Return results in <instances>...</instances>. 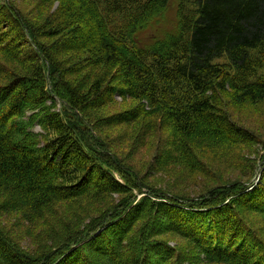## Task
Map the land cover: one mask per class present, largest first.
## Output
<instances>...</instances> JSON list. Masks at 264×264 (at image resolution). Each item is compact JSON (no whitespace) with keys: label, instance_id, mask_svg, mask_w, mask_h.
<instances>
[{"label":"trees","instance_id":"1","mask_svg":"<svg viewBox=\"0 0 264 264\" xmlns=\"http://www.w3.org/2000/svg\"><path fill=\"white\" fill-rule=\"evenodd\" d=\"M61 1L75 23L47 30L48 44L16 0H0V54L19 69L0 64V264H187L200 257L193 250L208 264H264V157L259 178L255 164L246 180L192 195L157 189L84 136L87 115L117 89L139 112L167 117L170 151L157 166L174 165L185 182L206 174L202 154L255 144L220 97L264 102V0ZM173 3L172 29L142 36ZM66 49L81 75L62 65ZM105 66L124 83L107 80ZM25 230L43 235L37 248L13 238ZM173 235L186 245L169 243Z\"/></svg>","mask_w":264,"mask_h":264},{"label":"rangeland","instance_id":"2","mask_svg":"<svg viewBox=\"0 0 264 264\" xmlns=\"http://www.w3.org/2000/svg\"><path fill=\"white\" fill-rule=\"evenodd\" d=\"M30 21L37 27L38 31L44 30L40 35L43 43L54 44L52 35L47 33V30L56 27H65L67 23L74 24L72 20L73 8L69 5L62 6L61 0H16ZM177 3H173L167 14L165 21H154L150 28L143 31L142 36L148 38L151 34L161 30H171L175 24L177 17ZM70 29L65 27L63 31ZM55 39V37H54ZM62 51V60L59 59L63 66L71 69L72 74L81 75V71L75 69L78 56L72 52ZM217 62L227 63V60L222 58ZM0 64L5 66L9 71H18L17 64L0 54ZM106 67V66H105ZM100 69L101 74H104L107 80H112L114 84L124 83L120 77L121 72L116 66H108ZM264 74V70L260 71ZM7 73L0 76V84L3 83ZM122 76V75H121ZM111 100L104 105L99 106L90 111L87 117L92 119L93 132H84V136L94 135L105 147L104 150L114 153L115 159L123 160L125 163L136 167L140 175L142 174L147 182L154 185L157 189H165L172 191H182L192 195L198 192L207 190L226 182L229 184L239 179H248L252 175L254 165L258 170V175L253 178H259L263 166L260 163L261 157H264V102L260 103H244L240 102L237 97L227 91L221 94L220 104L224 111L238 124L248 128L257 137V142L251 145H244L242 149L229 151L217 150L212 155H201V159L206 166V174H196L195 181L185 182L183 179H178L171 175L174 165L157 166L162 156L169 153L170 128L168 127L167 117L163 115L150 116L139 112L137 100H132L129 97H122L120 90L114 89L113 95L110 94ZM64 103H59L58 108L64 110ZM142 115L141 118L129 121L124 124H112L110 118H115L120 115L130 114ZM80 117V115H79ZM85 120L84 118H82ZM206 156L208 160L205 159ZM116 159V160H118ZM210 163L209 165L207 164ZM259 162V164H258ZM119 177V174L116 173ZM262 178V177H261ZM230 181V182H227ZM2 195L0 194V200ZM119 197L116 198L118 200ZM253 215L250 220L252 221ZM16 223L15 219L10 220V226ZM0 225L2 229L7 230V219L0 214ZM43 235L38 236V233L29 235L27 230L20 237H13L17 242L21 243L24 248H37L40 244ZM168 242L173 246L183 247L186 242L179 236H170ZM194 256L199 254L194 262L188 261L187 264H208L203 260L198 250L191 252ZM220 264V263H219Z\"/></svg>","mask_w":264,"mask_h":264}]
</instances>
